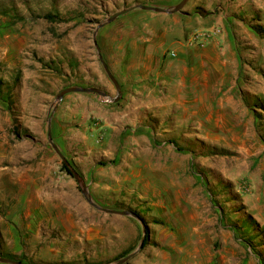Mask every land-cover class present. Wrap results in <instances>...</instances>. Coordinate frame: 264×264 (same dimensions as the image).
I'll return each instance as SVG.
<instances>
[{
  "label": "rangeland",
  "instance_id": "1",
  "mask_svg": "<svg viewBox=\"0 0 264 264\" xmlns=\"http://www.w3.org/2000/svg\"><path fill=\"white\" fill-rule=\"evenodd\" d=\"M179 1L0 0V258L112 264L143 225L125 264H264V0H188V18L170 15L183 37L163 26L142 80L130 52L159 41L162 26L141 16L161 14L135 9L96 30L125 8ZM173 40L217 52L174 63ZM70 87L117 100L73 92L55 105ZM48 122L90 200L141 222L87 203Z\"/></svg>",
  "mask_w": 264,
  "mask_h": 264
},
{
  "label": "water",
  "instance_id": "2",
  "mask_svg": "<svg viewBox=\"0 0 264 264\" xmlns=\"http://www.w3.org/2000/svg\"><path fill=\"white\" fill-rule=\"evenodd\" d=\"M187 1L188 0H180L178 3H176L175 5H173L172 7H169V8H162V7H156V6H145V5H134V6L125 8L123 10H120V11L112 14L111 16L106 18V20L103 23L99 24L97 26L96 30H98L103 25H106L109 22L113 21L118 16L126 14V13H128V12H130L132 10H135V9H140V10H143V11H150V12L159 13V14H168V15H171V14H174V13H181L182 12V8H183V6L185 5V3ZM95 35H96V31H95V33L92 36L93 46L95 47V50L97 52V56H98L99 62L101 63V65H102L107 77L112 82V84H113V86H114V88L116 90L117 97H118V96H120L119 86H118L116 80L114 79V77L112 76V74L109 72L106 64L103 62V60L101 58V55L99 54V48H98V46L96 44ZM73 92H75V93H93V94H96L99 97H101L103 99H106V100H109V101H116L117 100V98H111L106 92H103V91H101V90H99L97 88L70 87V88L62 89V90H60L58 92V94L56 95V104L55 105H57L61 101L62 97L65 94L73 93ZM47 138H48V144L51 146V148L56 153V155L59 157L61 162L65 165V167L68 169V171L70 172L71 176L76 181L77 185L81 188V193H82V195L84 196L85 200L87 201V203L90 206H92L96 210H98L100 212H103V213H106V214L120 215V216H130V217L135 218V219L140 221V219H138V217L134 213H132L130 211H127V210H112V209L99 207L96 204H94L90 200V198L88 196V192L86 190V187H85V185L83 183V180H82L81 176L70 166V164L67 162V160L64 158V156L60 153L58 148L53 143V141L51 139V134H50L49 122H48V126H47ZM142 228H143V231H142V235H141V238H140V241H139V244H138L137 248L134 251H132L131 253L127 254L126 256H124L122 258H120L118 261H116V262H114L112 264H125L127 261H129L141 249L142 244H143V242L145 240V237H146L143 225H142ZM0 263H3V264H23V263H21L19 261L8 259V258H0Z\"/></svg>",
  "mask_w": 264,
  "mask_h": 264
},
{
  "label": "crops",
  "instance_id": "3",
  "mask_svg": "<svg viewBox=\"0 0 264 264\" xmlns=\"http://www.w3.org/2000/svg\"><path fill=\"white\" fill-rule=\"evenodd\" d=\"M162 6H167L162 4ZM197 14V13H196ZM182 17L188 18L189 15L182 11L180 13ZM198 17V16H197ZM141 18H144L148 23H154V24H160L159 26H162L160 30H158L159 34V41L155 44H149L145 49L143 48H135V46L132 48V52H130V57H134L133 64L131 67L136 69L134 71V74L137 76L139 80L144 79L148 74H150V71H152V65L156 62L158 64V61L161 60V56H158V52H162L164 45L166 44L164 35L168 33L167 27H163L166 23H173L177 24L175 26V32L172 34L176 36L177 38H182L186 29V23L184 20H181V18L177 19L175 16H170V15H155V16H141ZM152 26V25H151ZM171 34V33H169ZM148 41V40H145ZM172 43V46H170V53H174V63H177L181 60L182 55H189V52L194 53V52H217L215 49V43H209L207 44L204 48H198L195 46H186L185 43H181L179 41H169ZM131 49V48H130ZM152 52L156 53V56H152ZM168 52V53H169ZM155 60V61H154ZM167 62V60H166ZM169 63V62H168ZM141 74V75H140Z\"/></svg>",
  "mask_w": 264,
  "mask_h": 264
},
{
  "label": "built area",
  "instance_id": "4",
  "mask_svg": "<svg viewBox=\"0 0 264 264\" xmlns=\"http://www.w3.org/2000/svg\"><path fill=\"white\" fill-rule=\"evenodd\" d=\"M220 32V30L218 28H213L212 30H210L209 32H206V33H202V34H199L197 33L195 36H194V39H200V38H204V39H207L209 38L210 36L212 37H215V36H218V33ZM193 40V39H192ZM171 56H174V53H171L170 54Z\"/></svg>",
  "mask_w": 264,
  "mask_h": 264
},
{
  "label": "trees",
  "instance_id": "5",
  "mask_svg": "<svg viewBox=\"0 0 264 264\" xmlns=\"http://www.w3.org/2000/svg\"><path fill=\"white\" fill-rule=\"evenodd\" d=\"M41 18L45 19L48 22H54V21L58 20L57 16H53L52 14H46L44 16H41ZM62 167L70 175V172L68 171V169L64 165ZM145 243H146V241L143 242V246H144ZM127 254H128L127 251L122 253L120 258L126 256Z\"/></svg>",
  "mask_w": 264,
  "mask_h": 264
}]
</instances>
